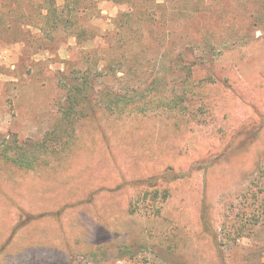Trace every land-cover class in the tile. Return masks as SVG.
Returning a JSON list of instances; mask_svg holds the SVG:
<instances>
[{
    "label": "rangeland",
    "instance_id": "rangeland-1",
    "mask_svg": "<svg viewBox=\"0 0 264 264\" xmlns=\"http://www.w3.org/2000/svg\"><path fill=\"white\" fill-rule=\"evenodd\" d=\"M88 69L153 109L67 123ZM47 138L0 156V264H264V0H0V153Z\"/></svg>",
    "mask_w": 264,
    "mask_h": 264
},
{
    "label": "trees",
    "instance_id": "trees-1",
    "mask_svg": "<svg viewBox=\"0 0 264 264\" xmlns=\"http://www.w3.org/2000/svg\"><path fill=\"white\" fill-rule=\"evenodd\" d=\"M49 13L50 9L49 11H47L45 16L49 17ZM62 18L63 17H60L58 20ZM56 25H58V23ZM82 74L83 76L78 77V79L70 80V78H68L65 83V88H67L68 91L65 97L66 105L62 109V118L69 124H72L76 119L80 117L87 116L89 112H93L94 108L97 107L110 115H114L115 118H121L124 115H128L133 112H136L137 114H147L150 112L149 109H153L148 106L149 102L147 101H138L134 103L133 99L135 95H131L128 92L113 91L109 87H107V89L103 88L98 92L97 84L95 82L96 71L88 69L85 73ZM97 94L98 98H96ZM183 100V96L174 94L169 99L159 97L158 102L155 103V105L153 103V105L155 107L158 106L167 108L168 110L172 111H185L188 106L181 103V101ZM57 137L62 138V136ZM47 141L48 138L43 139L42 144L39 145V148L34 145V149H31L30 151L23 149V147L18 144L6 145L1 149L0 156L1 158L15 163L20 168H23L25 170H33L36 168V161L41 157L40 152H42L43 156L45 152H54V149L47 144ZM65 144H62V147H66L67 145ZM40 148H42V150H40ZM12 150L16 152L11 153ZM159 191L160 190L157 187H151L149 190L143 192L141 198L143 200L149 198L150 200L154 201L155 197H158Z\"/></svg>",
    "mask_w": 264,
    "mask_h": 264
}]
</instances>
